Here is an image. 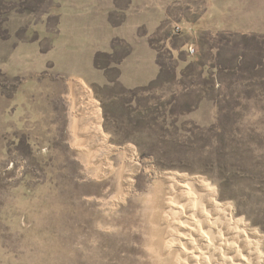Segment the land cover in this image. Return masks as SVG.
I'll return each mask as SVG.
<instances>
[{
	"label": "rangeland",
	"instance_id": "374dc122",
	"mask_svg": "<svg viewBox=\"0 0 264 264\" xmlns=\"http://www.w3.org/2000/svg\"><path fill=\"white\" fill-rule=\"evenodd\" d=\"M226 6L131 109L45 111L43 87L27 104L0 72V264H149L145 201L169 175L210 189L264 256V0Z\"/></svg>",
	"mask_w": 264,
	"mask_h": 264
},
{
	"label": "crops",
	"instance_id": "0c3cea01",
	"mask_svg": "<svg viewBox=\"0 0 264 264\" xmlns=\"http://www.w3.org/2000/svg\"><path fill=\"white\" fill-rule=\"evenodd\" d=\"M10 6L0 72L21 80L18 96L27 104L43 87L49 103L43 110L69 112L88 110V96L101 110L131 109L166 63L194 61L182 56L227 14L226 0H10ZM58 102L64 106H52ZM67 121L95 125L71 114Z\"/></svg>",
	"mask_w": 264,
	"mask_h": 264
},
{
	"label": "bare ground",
	"instance_id": "6f19581e",
	"mask_svg": "<svg viewBox=\"0 0 264 264\" xmlns=\"http://www.w3.org/2000/svg\"><path fill=\"white\" fill-rule=\"evenodd\" d=\"M162 181L145 201L149 264H264L255 237L204 184Z\"/></svg>",
	"mask_w": 264,
	"mask_h": 264
},
{
	"label": "built area",
	"instance_id": "2783aa9c",
	"mask_svg": "<svg viewBox=\"0 0 264 264\" xmlns=\"http://www.w3.org/2000/svg\"><path fill=\"white\" fill-rule=\"evenodd\" d=\"M182 33H183V30L181 28H175V34L176 35H182ZM189 53L191 55L196 53V49L194 46L189 47Z\"/></svg>",
	"mask_w": 264,
	"mask_h": 264
}]
</instances>
